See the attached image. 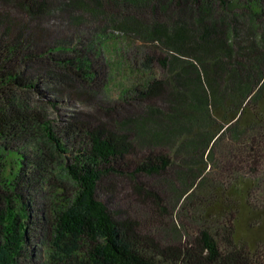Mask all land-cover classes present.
<instances>
[{
  "label": "trees",
  "instance_id": "16d2710c",
  "mask_svg": "<svg viewBox=\"0 0 264 264\" xmlns=\"http://www.w3.org/2000/svg\"><path fill=\"white\" fill-rule=\"evenodd\" d=\"M0 2L36 22L0 20V264H264V204L250 200L264 173V0L249 1L242 28L239 0ZM60 17L143 37L153 50L142 65L169 74L136 85L135 103L57 126L54 92L94 89L103 73L94 55L107 40L47 41L40 25ZM226 136L228 162L256 177L209 179L207 157L217 162ZM117 176L141 212L112 207ZM168 182L199 222L189 238L164 220ZM243 212L253 236L240 234Z\"/></svg>",
  "mask_w": 264,
  "mask_h": 264
},
{
  "label": "rangeland",
  "instance_id": "374dc122",
  "mask_svg": "<svg viewBox=\"0 0 264 264\" xmlns=\"http://www.w3.org/2000/svg\"><path fill=\"white\" fill-rule=\"evenodd\" d=\"M249 1L250 0H239L238 5L233 7L234 12L241 15V24L238 23L240 28H242V24L249 26L251 22V13L248 7ZM1 18L3 19L1 20ZM0 20H11L15 23V29H23V26L29 24L27 17L17 9H11L7 4L1 2ZM34 23H30L29 26H31V24L35 25ZM256 23L261 31L264 32V13L257 16ZM40 26L43 28V32H45L47 41L64 42L70 45H75L80 38L88 40L91 39L92 36L100 34L107 36L104 47L100 48V53L94 55V59L99 63H97L98 67L103 70L101 76L94 82L95 88L90 89V91H79L80 89L73 90L75 96L70 95L68 92L63 94L56 91L54 92L57 97L61 98V102L56 107L50 109L52 116L56 119L57 126L65 125L67 122L72 121L73 117L82 118V114L95 113L97 108L101 105L121 107L126 105L127 100L135 103L133 94L136 85H142L147 79L152 77H163L169 74L167 69L161 67L157 63H153L149 69L142 65L146 58V53L152 52L153 50L150 41L145 40L143 37L139 38L134 35L128 36V34H124L121 29H116L111 26L106 27L105 24L98 25L89 19H80L77 21L75 19L66 20L64 17L51 18L47 19ZM113 34H115L116 37L114 40L113 38L115 37ZM242 36L243 32L241 33V38ZM83 94L84 96H81ZM41 98L47 99L48 96H41ZM123 98H127V100ZM142 106L141 110L147 109V105ZM137 113H139V111L134 115L139 116ZM232 144L233 142H231L228 136L220 142L216 151L218 163L207 157L208 163L213 164L210 171H208L207 176L209 179L223 182L227 186L231 185L232 181L237 179L238 174H243L246 178L256 177L246 168H239L238 163L228 162L224 151L231 148ZM260 178L261 181L257 184V187L251 190L250 200L252 203L262 206L264 204V173H261ZM142 179L147 180L148 178L142 177ZM150 179L152 183H160V181L163 183V178ZM108 182L114 187L113 193H115V197L114 200H112L113 202H111L109 199L111 195L108 196L107 191H99V196L103 200H109L112 207L126 208L128 211H142V207L135 201V197L132 194V187L129 179L125 176H117L111 178ZM164 185L167 190V193H163L167 205V215L164 217V220L169 225H178L180 228L179 233L183 234V238H189L191 237L190 235L199 228V222L193 218V209L186 212L179 210L177 204L178 195L173 189L175 185L170 182ZM182 189L183 187H181L180 190ZM245 216L246 214L244 212L240 214L239 231L242 236L250 237L254 235L252 230L250 231L251 227L249 226V221L251 219H248L249 217L245 218ZM165 229L166 230L161 233L171 234L168 228ZM36 241L38 242L39 239L36 238ZM41 246L42 244L39 243L37 249L39 250Z\"/></svg>",
  "mask_w": 264,
  "mask_h": 264
}]
</instances>
